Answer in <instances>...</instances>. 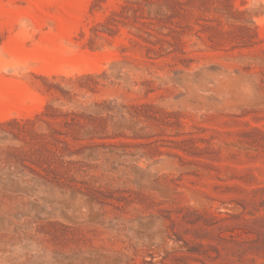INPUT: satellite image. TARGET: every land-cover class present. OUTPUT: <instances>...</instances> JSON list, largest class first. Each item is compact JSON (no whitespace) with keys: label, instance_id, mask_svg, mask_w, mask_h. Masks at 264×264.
<instances>
[{"label":"rangeland","instance_id":"1","mask_svg":"<svg viewBox=\"0 0 264 264\" xmlns=\"http://www.w3.org/2000/svg\"><path fill=\"white\" fill-rule=\"evenodd\" d=\"M0 264H264V0H0Z\"/></svg>","mask_w":264,"mask_h":264}]
</instances>
